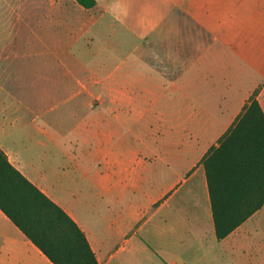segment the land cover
I'll list each match as a JSON object with an SVG mask.
<instances>
[{
  "label": "crops",
  "instance_id": "obj_1",
  "mask_svg": "<svg viewBox=\"0 0 264 264\" xmlns=\"http://www.w3.org/2000/svg\"><path fill=\"white\" fill-rule=\"evenodd\" d=\"M164 7L130 35L116 27L124 13L101 7L68 29L70 48L26 49L57 65L35 73V111L0 99V148L100 264H264V206L219 239L202 164L256 91L264 110V0ZM96 26L92 68L84 49L97 35L77 44ZM0 264H55L1 208Z\"/></svg>",
  "mask_w": 264,
  "mask_h": 264
},
{
  "label": "trees",
  "instance_id": "obj_2",
  "mask_svg": "<svg viewBox=\"0 0 264 264\" xmlns=\"http://www.w3.org/2000/svg\"><path fill=\"white\" fill-rule=\"evenodd\" d=\"M75 1L85 8L97 4ZM256 95L202 159L219 239L264 206V110ZM0 208L55 264H100L77 222L1 148Z\"/></svg>",
  "mask_w": 264,
  "mask_h": 264
},
{
  "label": "rangeland",
  "instance_id": "obj_3",
  "mask_svg": "<svg viewBox=\"0 0 264 264\" xmlns=\"http://www.w3.org/2000/svg\"><path fill=\"white\" fill-rule=\"evenodd\" d=\"M41 1L43 4L65 2L43 7L40 0H0V99L8 96L29 99L31 111L38 108L35 99L40 95V90L35 87L37 79L35 73L38 74L42 69L45 74L50 75L57 63L52 56H28L25 54L26 49L35 51L41 47L70 48L71 38L68 29L72 28L73 24L78 27L86 22L87 17H92L93 21L98 16L94 13L101 7H110L124 13L127 26L118 23L116 27L119 34L130 35L135 28L142 32L141 22H144L148 9H152L151 11L157 15L159 11L167 10L164 3L179 2V0H97L98 5L95 8L85 11L79 4L71 3L72 0ZM124 1L126 7L123 9ZM95 34L97 35L95 49L85 47V41L91 37L93 39ZM40 35L43 36L42 41ZM126 38L130 39V36ZM98 44V26L88 30L77 44L80 49L85 47V59L91 62L92 68L99 65Z\"/></svg>",
  "mask_w": 264,
  "mask_h": 264
}]
</instances>
